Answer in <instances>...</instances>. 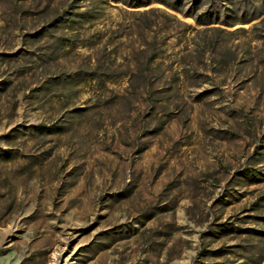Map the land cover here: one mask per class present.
<instances>
[{"label": "rangeland", "instance_id": "374dc122", "mask_svg": "<svg viewBox=\"0 0 264 264\" xmlns=\"http://www.w3.org/2000/svg\"><path fill=\"white\" fill-rule=\"evenodd\" d=\"M195 1L0 0V264H264V0Z\"/></svg>", "mask_w": 264, "mask_h": 264}, {"label": "trees", "instance_id": "16d2710c", "mask_svg": "<svg viewBox=\"0 0 264 264\" xmlns=\"http://www.w3.org/2000/svg\"><path fill=\"white\" fill-rule=\"evenodd\" d=\"M159 1H161V3H163L164 5L176 10L177 9L176 5L179 4L180 0H176L175 2H168L167 0H159ZM196 2L197 0L195 1V3ZM145 5H147L146 2H139L136 7H143ZM212 17L213 16L209 11L208 13H203L201 15H198L196 22H198L200 25H206L208 22L212 21Z\"/></svg>", "mask_w": 264, "mask_h": 264}]
</instances>
